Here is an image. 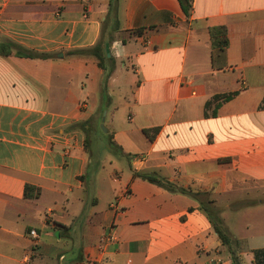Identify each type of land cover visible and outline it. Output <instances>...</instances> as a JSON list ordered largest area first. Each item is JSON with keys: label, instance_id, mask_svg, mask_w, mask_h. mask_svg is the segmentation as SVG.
<instances>
[{"label": "crops", "instance_id": "0c3cea01", "mask_svg": "<svg viewBox=\"0 0 264 264\" xmlns=\"http://www.w3.org/2000/svg\"><path fill=\"white\" fill-rule=\"evenodd\" d=\"M109 9L110 0H0V45L49 54L0 53V264H231L198 200L134 172L208 192L229 231L234 205L258 213L246 218L253 228L235 220L243 230L232 233L241 263L256 264L264 198L236 194L264 191V0H192L190 14L179 0H118V30ZM216 26L227 29L224 50L212 46ZM102 35L112 38L106 71L73 53ZM121 78L127 86L115 93ZM233 91L217 116L205 115L208 100ZM83 122H104L106 153L86 147ZM26 185L40 196L25 197ZM126 188L114 220L109 204ZM113 221L116 240L101 256Z\"/></svg>", "mask_w": 264, "mask_h": 264}, {"label": "trees", "instance_id": "16d2710c", "mask_svg": "<svg viewBox=\"0 0 264 264\" xmlns=\"http://www.w3.org/2000/svg\"><path fill=\"white\" fill-rule=\"evenodd\" d=\"M184 12L186 14H190L192 9V0H179ZM109 18L112 20L113 28L115 30L119 29V18H118V0H110V9H109ZM131 33L142 36L144 34V28L132 30ZM210 35L212 40V46L214 48H219L224 50L229 45V40L227 37V29L225 26H216L210 28ZM112 38L105 37L104 35L101 36L100 40L90 48L80 49L74 51L73 53L79 54H89L93 55L97 61L98 65L105 69L106 65L105 61L108 58L106 53V45L107 43L111 42ZM0 45V53L9 55L12 53V49L16 50L18 55L30 56V57H49L48 53H34L28 50L23 49L18 44L8 41L5 45ZM111 71L108 70L105 72V81L109 77ZM238 94V91L233 92H226L214 95L210 100H208L205 104V115L209 116H217L218 109L224 102H227L233 99ZM210 110V112H208ZM86 124L88 122L79 123L76 126L82 127L86 132V139L85 145L87 148L90 147L91 143V135H95L96 132H99L100 126L87 127ZM159 127H153L149 129H145L144 133L150 138L153 139L155 135L159 132ZM111 146L113 151L116 153H123L122 148L117 145L113 138L110 140ZM135 176L142 177L145 180H148L152 183H155L170 192H178L182 194H186L192 196L196 200L199 201L200 205L197 207V210L204 214L205 218L209 222V224L214 228L215 232L217 233L218 237L221 239L222 244L228 246L229 252L231 255V264H242L238 255V246L237 240H235L230 231L228 230L227 226L225 225L224 219L222 217V209L216 204V200L206 197L208 192H204L202 190H193L192 188H186L180 186L167 178L158 175L156 172L148 173V172H134ZM41 189L37 186L33 185H26L25 188V197L27 198H38L40 196ZM194 210V208H190V211ZM254 259L256 264H264V249H257L254 251Z\"/></svg>", "mask_w": 264, "mask_h": 264}, {"label": "rangeland", "instance_id": "374dc122", "mask_svg": "<svg viewBox=\"0 0 264 264\" xmlns=\"http://www.w3.org/2000/svg\"><path fill=\"white\" fill-rule=\"evenodd\" d=\"M110 71H111V73H110V75H111L112 72L114 71V67H113V69H110ZM120 76L122 77L121 74H120ZM126 86H127V83L124 80V78L119 79V88H114L115 93H117L118 91L123 92L125 90ZM109 87L111 88L112 86H109ZM106 105H105V109H104L103 113L104 112H107V106ZM123 113H124V115H126L125 112H123ZM105 127H106V125H105ZM100 129L101 130L98 133L99 134L98 137H92V138L90 137L91 138V142H92V143H90V148L92 149V151L97 149L100 152V154H104L107 151V144H108L109 135H108L107 132H105L103 130V128L101 127V125H100ZM251 185H252L251 183H248L246 186L251 187ZM249 189H251V190L238 192L236 194V200H238V201L243 200V202H244V201L249 200V199L264 198V191H259V190L255 189V186H253V188L251 187ZM206 197L209 198V195H207ZM224 199L225 198H223L221 200L222 203L224 202L223 201ZM236 203H237V201H236ZM216 204L218 205V203H216ZM219 207L221 209H223L221 206H219ZM234 207H235V205L233 206V208L228 209L226 211V216H225L226 217V223L229 226L231 235H232V233L233 234H236L237 231L243 230V229L239 228L240 224L238 225V222L236 223L237 225L233 224V222L235 220L236 221L238 220V221H242L243 222V219L248 218L251 221H255L256 220V216L258 215V213H256L253 210L252 213H243L242 216H244V217H242L241 216V214H242L241 212H242L243 209H241V208L240 209H238V208L236 209ZM245 208H247V207H245ZM245 215L248 216V217H246ZM248 219H246L245 222L247 223L248 226H251V228H253L254 223H252L251 221H247Z\"/></svg>", "mask_w": 264, "mask_h": 264}, {"label": "built area", "instance_id": "2783aa9c", "mask_svg": "<svg viewBox=\"0 0 264 264\" xmlns=\"http://www.w3.org/2000/svg\"><path fill=\"white\" fill-rule=\"evenodd\" d=\"M145 161L144 157H139V158H134L132 160L133 165L138 166V165H142ZM117 180V178H115ZM131 196V191L130 189L126 188L124 190V192L117 196L115 199H113V201L109 204V209L112 210L113 214H114V220L121 214L124 213L125 211V207L122 205V199L123 198H129ZM115 225V222L113 221L111 223V225L109 226V231L107 233H105L101 239H100V244H99V251H100V255L103 256L104 253L107 250V246L109 243L113 242L116 240V236L113 234V227ZM30 235L34 238L37 239L39 237L38 232L33 229L30 231ZM27 261H29V258H26ZM97 260H88L86 263L84 264H96Z\"/></svg>", "mask_w": 264, "mask_h": 264}, {"label": "water", "instance_id": "95a60500", "mask_svg": "<svg viewBox=\"0 0 264 264\" xmlns=\"http://www.w3.org/2000/svg\"><path fill=\"white\" fill-rule=\"evenodd\" d=\"M106 46H107L106 50H107V52H108V55H110V53H109V44H107ZM106 114H107V112H104V113H103V118H102L103 121H105V116H106ZM101 127L103 128V130H104L105 132H107V128L105 127L104 122L101 124Z\"/></svg>", "mask_w": 264, "mask_h": 264}]
</instances>
